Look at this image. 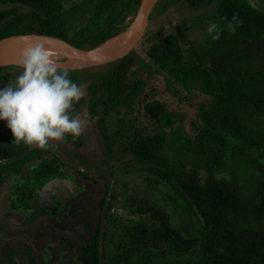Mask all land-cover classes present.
I'll use <instances>...</instances> for the list:
<instances>
[{
  "label": "trees",
  "instance_id": "16d2710c",
  "mask_svg": "<svg viewBox=\"0 0 264 264\" xmlns=\"http://www.w3.org/2000/svg\"><path fill=\"white\" fill-rule=\"evenodd\" d=\"M174 1H187L191 8L214 2L218 7L220 38L213 39L210 34L203 53L194 46L185 50L174 31L147 32L140 43L148 69L166 75L167 86L180 88L173 90L176 95L197 92L209 99L192 127L186 158L169 159L165 155L166 134L149 135L134 119L119 116L115 127L106 124L119 111H133L138 105L146 118L172 126L168 104L160 100L157 88L139 75L133 53L106 66L71 70L69 76L77 84L91 79L75 110L86 111L94 120L108 153L117 151L147 166V183L168 187L200 222V230L191 236L184 234L173 226L164 207L146 203L131 212L138 215V221L116 218L111 222L118 237L112 238L108 251L105 246L103 260L105 264H130L131 258L152 251L168 258L176 256L182 260L179 264H264V13L246 0ZM140 3L0 0V7L14 5L0 11V40L37 34L61 39L77 49H95L125 32ZM173 4L160 0L149 23L156 12L166 13ZM234 14L242 23L229 31L227 24ZM101 68L105 71L95 73ZM21 71L0 68V89L14 82ZM1 121L0 183L6 176L19 177L35 155L28 152L29 146L15 144L11 130H5ZM69 140L83 144L80 137L67 136L64 141ZM56 164L61 162L54 156L48 164L54 173L49 175L47 167L38 173V187L62 177ZM99 236L97 233L82 249L87 264H101Z\"/></svg>",
  "mask_w": 264,
  "mask_h": 264
},
{
  "label": "rangeland",
  "instance_id": "374dc122",
  "mask_svg": "<svg viewBox=\"0 0 264 264\" xmlns=\"http://www.w3.org/2000/svg\"><path fill=\"white\" fill-rule=\"evenodd\" d=\"M72 2H79L80 0H69ZM245 1V0H243ZM174 0H169L170 4H173ZM247 4L254 9L264 13V0H246ZM166 3V2H165ZM163 3V5L165 4ZM217 3H212L211 5H201L198 8H191L187 1L177 2L176 4L170 5V10L166 13L156 12L154 14L153 22L148 26L147 32L149 35H154L157 32H176L182 42L185 50L190 46H194L201 53L205 51L207 47V38L210 35L207 31L209 25L213 22L217 23L216 12ZM2 8V6L0 7ZM1 10V9H0ZM168 22V23H167ZM139 44L138 48L133 51V57L136 59V66L139 70V75L144 78L150 87H155L158 90L160 100L168 104V114L170 119H172V126L166 127L164 124H158L153 120L146 118L143 114L142 107L138 105L133 111L121 110L119 113L108 119L106 124L108 126L115 127V121L119 116L126 119H134L140 128H144L146 133L153 135L155 133L164 132L167 137V142L165 146V155L173 160L178 161L186 158L188 154V149L192 139V127L195 123L199 121L200 108L206 105L209 99L200 95L197 92L188 94L182 91L181 94L176 95L174 89L175 86H167L166 78L164 74L155 72L152 68L148 69L149 61L142 52V47ZM97 71L104 72L105 68H101ZM14 73V72H13ZM91 79L88 77L82 81L79 86H83L85 89ZM80 114L84 115L87 121V127L84 133L80 136L82 141L85 142V146L76 150L70 144H63L61 142H53L52 146L58 148L63 153L66 151L72 154L73 157H77L80 164L85 165L90 162L88 157L90 154L97 157V161L93 162L96 167H100L103 170L108 171L112 178L113 184L115 182V191L117 195L116 202L114 204L113 219H120L128 221L129 223L133 221H138V215H132V210L138 209V206H145L146 203L151 205H160L164 207L172 216L173 226L183 231L184 234L189 236L197 233L200 230V222L192 215L190 212L186 211L182 203L177 201L172 194L171 190L166 186L156 187L147 183L146 179L149 176L148 167L134 162L133 158L129 155L121 154L117 151L108 153L106 144L102 138H100L99 132L95 128V122L89 116H87L86 111H79ZM2 125L6 128L7 121L2 120ZM66 155V153H65ZM90 162L89 164H91ZM89 164H86L89 165ZM41 165H37L36 173L43 172ZM92 168H94L92 166ZM112 171V173H111ZM240 172V171H239ZM33 172L28 174L24 178L21 177L20 180L11 178L9 185L6 186V191L4 194L17 193V189L21 188L24 184L29 182L30 178H33ZM99 183L103 182L106 185V180L101 176L92 177ZM28 180V181H27ZM117 181V182H116ZM29 189V188H28ZM98 192V189L88 188L84 193L83 197L93 196V191ZM91 191V192H90ZM3 194V196H4ZM112 219V220H113ZM112 222V221H111ZM106 241L103 238V252L108 247L111 248L112 238L118 237V233L112 229V224L107 230ZM47 241L44 243V245ZM46 250H47V245ZM106 246V248H105ZM50 249L56 248L49 246ZM105 248V250H104ZM60 250V249H59ZM49 252V251H48ZM63 251L60 250L53 251L54 257H50L48 260L58 261L62 256ZM107 257H109L108 252ZM4 260L5 256L2 257ZM69 259H62L61 262H69ZM182 261L176 256L164 257L159 253L152 251H147L145 254L133 257L130 260V264H179ZM71 262V261H70ZM83 264V262H81Z\"/></svg>",
  "mask_w": 264,
  "mask_h": 264
},
{
  "label": "flooded vegetation",
  "instance_id": "af4514ba",
  "mask_svg": "<svg viewBox=\"0 0 264 264\" xmlns=\"http://www.w3.org/2000/svg\"><path fill=\"white\" fill-rule=\"evenodd\" d=\"M61 143L70 144L76 150L85 146V142L78 146L76 140ZM56 151L61 150L52 145L47 150L29 146L28 152L35 155L30 157V164L23 168V173L19 177L6 176L0 183V264H28L32 261L38 264H81V262L87 264V257L82 251L84 245L97 233L100 235L99 239L105 238L111 221L116 222L112 212L117 199L115 182L110 188V178L106 174L109 172L99 166L96 167L93 163L98 160L97 157L90 154L87 159L92 163L89 164L90 162L87 161L86 164L89 165L86 166V164H80L77 157L76 159L72 154L64 151L68 162L88 168L93 166L92 169L103 171L82 172L61 162ZM54 156L61 162L55 165L59 168L57 173L62 176L60 179L73 182L78 189L77 193L71 195L63 191L66 196L61 201H57L56 198L50 200L49 196L46 199L38 197V191L43 187L41 184L38 187L37 177L44 172L36 173L38 161L42 160L40 165L47 167L49 169L47 172L51 175L54 169H50L48 164L53 162ZM32 172L33 178L18 188L17 193L4 194L11 178L20 180L21 177L24 178ZM95 176H101L105 180L108 178L107 188L103 182L99 183L92 178ZM88 188L98 189V192L95 193L96 190H92L95 194L93 196L90 194L91 198L89 196L85 198L83 195ZM46 241L47 250L44 245ZM50 245L56 248L50 249ZM59 249L63 251L60 259L57 262L49 261L50 257L55 258L53 251L59 253ZM3 256L6 257L5 260ZM69 257V262H61L62 259H69Z\"/></svg>",
  "mask_w": 264,
  "mask_h": 264
},
{
  "label": "clouds",
  "instance_id": "9594fccd",
  "mask_svg": "<svg viewBox=\"0 0 264 264\" xmlns=\"http://www.w3.org/2000/svg\"><path fill=\"white\" fill-rule=\"evenodd\" d=\"M240 23L234 14L227 28L235 31ZM207 31L213 39L220 38L217 23ZM19 67L15 81L0 89V120L7 121L14 143L47 150L67 136L79 138L87 121L75 105L85 97V88L70 79L69 71L43 43L27 46Z\"/></svg>",
  "mask_w": 264,
  "mask_h": 264
},
{
  "label": "water",
  "instance_id": "95a60500",
  "mask_svg": "<svg viewBox=\"0 0 264 264\" xmlns=\"http://www.w3.org/2000/svg\"><path fill=\"white\" fill-rule=\"evenodd\" d=\"M159 2L160 0H141L137 15L132 24L125 30V32L112 39L107 40L102 45L91 50L77 49L73 45L61 39L41 36L37 34L13 36L0 40V68H20L19 64L21 58H16L14 56V53L19 52L20 50H24L30 44L35 43H43L49 49L61 54L65 62L62 63L61 66L68 71L102 67L117 62L129 56L131 53H133V51H135L136 48H138L141 40L147 33L150 16ZM13 7L14 5L2 6V8H0V11H8ZM124 35H128V38L121 45H115L106 48L102 47L107 42ZM56 155L61 162L73 166L78 171L103 172L102 170H95L86 166H80L74 163H70L68 162L65 154L61 151H56ZM106 174L110 178V188H112L113 178L111 174ZM63 191H66L67 195H71L77 193L78 189L73 182L64 179H58L43 186V188L38 191V197L41 199H46V197L49 196L50 200L51 198H56L57 201H61L66 196ZM102 242L103 237L100 239L99 257L101 264H105L103 260Z\"/></svg>",
  "mask_w": 264,
  "mask_h": 264
},
{
  "label": "bare ground",
  "instance_id": "6f19581e",
  "mask_svg": "<svg viewBox=\"0 0 264 264\" xmlns=\"http://www.w3.org/2000/svg\"><path fill=\"white\" fill-rule=\"evenodd\" d=\"M127 38H128V35L120 36L118 38H115V39L107 42L102 47L103 48H106V47H110V46L121 45L123 42L126 41ZM51 51L56 56V58L58 59V61L60 62V64L65 63L64 60H63V56L61 54H59L58 52H56L54 50H51ZM22 53H23V50H20L19 52H15L14 53V56L16 58H22Z\"/></svg>",
  "mask_w": 264,
  "mask_h": 264
}]
</instances>
